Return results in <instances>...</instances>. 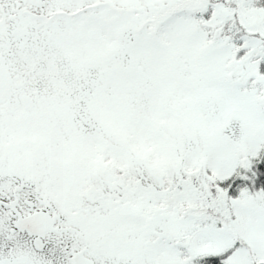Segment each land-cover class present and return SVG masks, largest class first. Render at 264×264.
<instances>
[{"label": "snow or ice", "instance_id": "1", "mask_svg": "<svg viewBox=\"0 0 264 264\" xmlns=\"http://www.w3.org/2000/svg\"><path fill=\"white\" fill-rule=\"evenodd\" d=\"M0 264H264V0H0Z\"/></svg>", "mask_w": 264, "mask_h": 264}]
</instances>
